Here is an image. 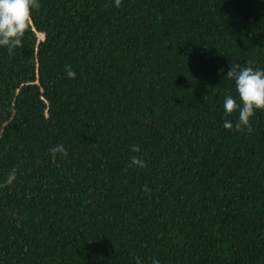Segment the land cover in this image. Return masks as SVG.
I'll list each match as a JSON object with an SVG mask.
<instances>
[{
  "label": "trees",
  "instance_id": "trees-1",
  "mask_svg": "<svg viewBox=\"0 0 264 264\" xmlns=\"http://www.w3.org/2000/svg\"><path fill=\"white\" fill-rule=\"evenodd\" d=\"M38 4L0 46V264H264V108L222 127L264 0Z\"/></svg>",
  "mask_w": 264,
  "mask_h": 264
},
{
  "label": "clouds",
  "instance_id": "clouds-1",
  "mask_svg": "<svg viewBox=\"0 0 264 264\" xmlns=\"http://www.w3.org/2000/svg\"><path fill=\"white\" fill-rule=\"evenodd\" d=\"M118 3V0H117ZM38 0H0V46L11 52L15 47L21 46L22 36L28 27L31 15L30 10L38 7ZM39 35V34H38ZM37 35V39H38ZM42 35V34H40ZM44 38V36H43ZM43 40V39H42ZM39 40L38 41H42ZM222 71V69H218ZM230 78L236 95L226 94L223 97L222 108L225 116L236 112L235 120L224 119L222 127L251 132L249 117L254 110L264 108V68L253 67L251 62L232 64L223 73ZM64 75L71 79L76 72L71 65H64ZM133 152L139 151V146L131 145ZM50 158L55 155H67V148L62 143H56L48 149ZM131 165H144L140 156H130ZM16 177L15 167L8 171L0 184H11ZM135 264H142L140 257H134ZM151 264H161L160 260L152 258Z\"/></svg>",
  "mask_w": 264,
  "mask_h": 264
},
{
  "label": "rangeland",
  "instance_id": "rangeland-1",
  "mask_svg": "<svg viewBox=\"0 0 264 264\" xmlns=\"http://www.w3.org/2000/svg\"><path fill=\"white\" fill-rule=\"evenodd\" d=\"M38 39H39V40H42V39H43V35H40V34H39V35H38Z\"/></svg>",
  "mask_w": 264,
  "mask_h": 264
}]
</instances>
